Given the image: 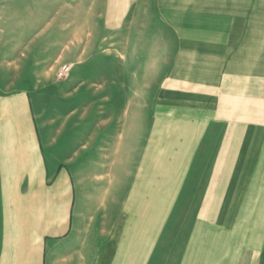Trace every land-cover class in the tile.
<instances>
[{
	"label": "crops",
	"instance_id": "obj_1",
	"mask_svg": "<svg viewBox=\"0 0 264 264\" xmlns=\"http://www.w3.org/2000/svg\"><path fill=\"white\" fill-rule=\"evenodd\" d=\"M180 12L200 19L196 76L203 101L217 104L170 224H161L160 184L137 172L124 128L129 114L107 72L74 77L99 81L104 103L95 88L83 95L95 100L88 108L67 107L51 98L49 71L35 74L26 47L0 41V264H257L264 0L186 1Z\"/></svg>",
	"mask_w": 264,
	"mask_h": 264
},
{
	"label": "rangeland",
	"instance_id": "obj_2",
	"mask_svg": "<svg viewBox=\"0 0 264 264\" xmlns=\"http://www.w3.org/2000/svg\"><path fill=\"white\" fill-rule=\"evenodd\" d=\"M186 1L201 2L0 0V41L26 47L39 77L49 71L51 98L88 108L95 100L83 95L96 88L97 104H102L107 91L99 81L88 85L74 77L79 72L85 80L101 72L110 76L120 95L118 107L129 114L124 128L131 155H139L137 172L160 184L161 224H170L177 195L199 167L194 160L209 107L217 104L203 101V83L196 76L200 54L195 52L201 36L193 31L200 19L182 15ZM64 66L70 72L60 77ZM234 121L239 124L241 118ZM132 166L131 158V172ZM257 264H264V254Z\"/></svg>",
	"mask_w": 264,
	"mask_h": 264
},
{
	"label": "built area",
	"instance_id": "obj_3",
	"mask_svg": "<svg viewBox=\"0 0 264 264\" xmlns=\"http://www.w3.org/2000/svg\"><path fill=\"white\" fill-rule=\"evenodd\" d=\"M70 72V68L68 66H64L60 71V77L68 74Z\"/></svg>",
	"mask_w": 264,
	"mask_h": 264
}]
</instances>
